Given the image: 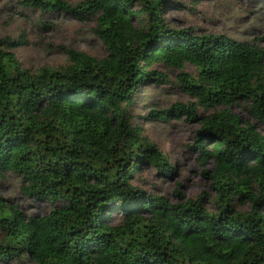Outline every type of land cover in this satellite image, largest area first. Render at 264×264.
Segmentation results:
<instances>
[{"label": "trees", "instance_id": "trees-1", "mask_svg": "<svg viewBox=\"0 0 264 264\" xmlns=\"http://www.w3.org/2000/svg\"><path fill=\"white\" fill-rule=\"evenodd\" d=\"M19 2L93 20L106 55L66 48L64 65L32 73L12 51L23 35L0 39V178L15 173L23 194L59 203L27 215L0 194V261L264 264V134L230 109L246 103L264 124V47L170 27L169 0ZM153 64L179 69V86L194 101L145 118L196 120L191 147L203 166L212 161L202 172L216 190L212 210L203 196L177 191L171 202L132 183L145 166L163 175L174 169L129 112L140 87L167 80ZM197 107L212 112L197 115Z\"/></svg>", "mask_w": 264, "mask_h": 264}, {"label": "rangeland", "instance_id": "rangeland-1", "mask_svg": "<svg viewBox=\"0 0 264 264\" xmlns=\"http://www.w3.org/2000/svg\"><path fill=\"white\" fill-rule=\"evenodd\" d=\"M76 3L80 0H67ZM168 25L173 28L190 27L196 32L226 34L264 47V0H169L163 12ZM93 20H78L63 12H42L37 8H25L19 0H0V39L10 37L25 42L12 51L23 68L36 72L42 66L57 68L68 58L66 48L84 51L99 59L106 55L101 40L94 34ZM152 70L164 73L167 80L147 84L134 94L129 109L132 122L143 127L144 134L168 157L173 172L163 175L155 166H145L132 183L147 192L164 195L171 202L177 201L176 192L184 198H199L209 209H214L216 190L203 168L210 169L212 161L199 160V152L192 148L198 128L196 120H188L186 114L170 120H148L150 110L168 108L175 103L187 104L194 99L185 93L178 82L180 70L163 64H153ZM192 75L193 65L186 63L183 69ZM246 103L230 107L243 122H252L264 134V124L254 121L246 110ZM220 108V107H219ZM212 110L197 107V115H208ZM21 176L5 172L0 178V194L27 215H44L59 203L49 199L26 196L21 189ZM248 209L249 204L242 207ZM119 219L114 214L113 221ZM4 232L0 229V242ZM0 264H19L2 262ZM23 264H34L23 260Z\"/></svg>", "mask_w": 264, "mask_h": 264}]
</instances>
